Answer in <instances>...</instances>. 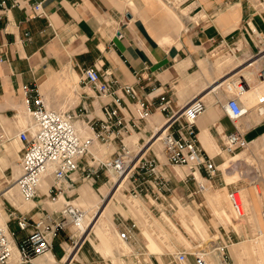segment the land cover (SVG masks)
Listing matches in <instances>:
<instances>
[{"label":"crops","instance_id":"obj_1","mask_svg":"<svg viewBox=\"0 0 264 264\" xmlns=\"http://www.w3.org/2000/svg\"><path fill=\"white\" fill-rule=\"evenodd\" d=\"M166 2L169 6L178 5L184 9L179 13L167 7L163 0H0V5L3 4L0 6V133L7 134L12 140L11 144L2 142L3 147L8 150L17 149L9 152L4 149L5 154L0 162L8 161L9 165L13 164L11 169L14 177L12 185L1 195L18 208L17 212L13 213L15 221L9 222L10 229L18 235L17 243L24 239L27 233L19 231L16 218L27 216L37 221L47 212L60 209V203H51L43 197L35 202L20 205L18 192L13 185L21 174L20 161L19 164L16 162L21 159L23 153L19 133L30 124V119L27 121V113L24 114L26 108L22 88L25 84L39 86L48 108L74 114L76 126L87 135L90 134L87 126L104 120V108L108 104L111 105L116 96L122 98L125 104L121 115L128 121L136 118L134 101L122 90L125 85L134 86L141 99L154 103L152 117L146 122H138V128L130 138H126L128 142L125 143L130 150L145 149L142 153L146 157L157 158L161 163V173L172 188L170 194L158 196L155 188L127 181L129 188H144L147 193L141 198L159 212L162 209L166 212L175 209V194L179 196L180 184L186 185L182 189L183 192L189 191V178L196 185L211 183L204 177L205 172L190 167L189 170L176 168V174L172 175L167 168L170 166L167 157L160 152L162 146L154 143L151 148L147 147L148 141L156 134V127L164 122L166 124L171 115L192 101L202 99L206 104V111L196 122L198 142L206 155L213 159L218 171L219 167L224 169L228 161H239L243 157V153L238 154L241 151L235 154L236 158L226 152L227 135L239 131L250 142V146H264V118L258 114L254 105L264 100V81L256 78L257 72L264 67V53H259L258 50L260 42L264 43V13L255 8L253 0ZM39 3L46 13L45 18L34 17L33 8ZM238 59L246 60L247 65L229 78L233 81L240 72L252 66L251 76L247 74L251 79L252 91L241 99L249 113L233 122L224 108L232 97L225 93L219 96L217 92L225 86L230 91L235 90L232 81L225 84V79L222 81V78L223 73ZM85 68H96L103 80H117L119 85L114 88L116 94L100 97L82 81ZM207 89L208 91H205ZM164 93L172 102L169 113H162L156 107L159 103L158 96ZM24 123L27 126H24ZM101 146L96 145L91 155L83 159V167L93 163L94 158H108V152L102 150ZM106 146L114 150L110 158L121 150L119 141H113ZM152 147H155L153 151ZM224 161L225 164L222 165ZM246 161H249V158ZM97 182L102 183V180ZM51 184V178L42 182L43 194L47 193ZM82 184L78 188L80 197L74 202L89 210L92 217L94 209L90 207L104 200L103 197L105 198L110 190L109 182L103 185L99 192L95 191L91 184ZM123 190L115 196V205L112 206V202L106 209L103 219L108 233L106 239L101 235L102 238H99V234L94 232L101 231L103 224L96 226L90 235H95L101 244L96 243L90 236L91 239L84 242L75 257L70 254L73 259H69L70 264H122L123 257L117 255L114 250L116 246L130 250V239L127 240L114 226L112 218L114 212H123L119 201L125 196ZM243 192L248 213L241 220L255 222L262 234L264 221L259 217V206L264 199L258 193V196H254L251 192ZM205 194L209 200V192ZM183 197L184 200L185 195ZM190 197L191 195L187 196ZM126 202L133 215H140L145 219L147 225L142 231L150 254L156 255L162 264H165L162 261L164 247L150 232L155 228L162 231L164 227L153 219L151 211L144 205L131 199ZM179 213L183 225L188 230L202 234L199 228H195L190 217L192 213H197L184 208H181ZM197 217L204 227L202 235L208 237L205 224L199 215ZM3 219L0 226L7 225V220ZM163 220L175 235H180L179 239L182 241L181 231L172 219L164 214ZM133 224H136L137 228L132 236L136 231H140L138 224L134 220L130 223L122 221L126 230ZM162 233L168 237L165 230ZM118 235L122 240L117 238ZM88 237L89 234L83 240ZM58 241L59 239L55 243L54 251ZM209 241L211 246L215 242L212 237ZM59 245L61 249L64 246L62 242ZM222 245H225L223 240H219L214 247ZM167 246L169 251H174V247L169 244ZM65 247L67 249L66 245ZM54 251L52 255L56 259L55 264H63L62 255L59 256ZM137 256H141L139 252ZM44 259L39 258L29 264H45ZM18 262L16 253L10 264ZM190 264H195V260H190Z\"/></svg>","mask_w":264,"mask_h":264},{"label":"built area","instance_id":"obj_2","mask_svg":"<svg viewBox=\"0 0 264 264\" xmlns=\"http://www.w3.org/2000/svg\"><path fill=\"white\" fill-rule=\"evenodd\" d=\"M33 9L35 18L46 17L41 3L36 4ZM258 50L259 53H264V43L260 42ZM258 77L264 80V67L258 73ZM82 81L94 89L100 97L116 94L114 88L119 85L117 80L114 82L103 80L96 68H85ZM122 90L134 101L136 118L128 121L121 115L125 104L122 98L116 96L111 105L105 106L104 120L87 126L90 133L87 135L76 126L74 114L48 108L37 84L23 86L24 105L30 124L19 133L23 153L20 159L21 175L15 184L25 202H35L42 197L51 203H56L62 198L65 201L60 210L47 212L37 221L27 216L16 218L19 231L27 233L18 243V235L10 229L8 223L5 227L0 226V264H10L15 250L18 253V264H29L49 254L52 255L56 241L62 236H65L71 242L73 249L78 251L85 242L82 238L88 214L71 199L75 194L80 195L78 188L82 183H96L101 179L103 172H113L119 178L128 174L129 182L155 188L158 196L172 192L169 181L161 173L159 160L146 157L141 153L142 150L135 153L125 143L126 138L138 128V122H146L152 117L155 104L141 99L134 86L125 85ZM158 99L157 109L162 113L171 112L172 102L168 95L161 94ZM258 107V114L264 117V100ZM224 108L233 122H237L249 113L239 98L232 97ZM205 111L206 104L202 99L192 101L167 119L165 124L167 128L161 137L164 153L170 165L190 167L205 172L207 179L211 181L216 176L218 168L213 159L209 158L200 147L196 127L198 118ZM113 141H119L121 144V150L117 155L112 158H94L93 163L86 167L82 166L83 159L91 155L96 145L106 146ZM249 146L250 142L239 131L226 136L225 150L229 155H235ZM133 160L136 162L133 169H130ZM47 175H50L52 184L47 193L43 194L40 187ZM260 181L263 180L258 175L254 185L257 187ZM198 187L199 192L205 189L200 183ZM131 190L135 197L147 193L144 188L137 186H132ZM237 195L238 192L232 191L229 193V198L239 216L243 217L244 209L238 203ZM136 228V224H133L125 233L122 232L127 240ZM226 248V245L218 246L215 252L222 255L223 262L227 264ZM62 249L67 254L65 246ZM190 256H193L195 264H210L208 254L204 251L192 255L179 251L174 259L177 264H190Z\"/></svg>","mask_w":264,"mask_h":264},{"label":"rangeland","instance_id":"obj_3","mask_svg":"<svg viewBox=\"0 0 264 264\" xmlns=\"http://www.w3.org/2000/svg\"><path fill=\"white\" fill-rule=\"evenodd\" d=\"M165 5L167 7H170L172 9H175L177 12L180 13V11L183 8L176 6H169L166 2V0H163ZM255 8L262 13H264V0H253ZM165 7V6H164ZM233 65L230 67V69H227L225 73H223V78L222 81L225 79L224 83L227 84L229 81H232L231 76L235 75L239 70H242L246 65L247 61L243 59H238L232 63ZM253 65V64H252ZM252 67V66H251ZM251 67H248L246 70H243L240 72L241 74L247 75L248 73L251 76ZM238 76L234 77L233 79H236ZM258 77V72L256 74V78ZM259 78V77H258ZM205 91H208L205 90ZM204 91V92H205ZM203 92V93H204ZM206 93V92H205ZM227 94L228 96L234 97V98H240V93L238 90L230 91L226 86L222 87L217 94L221 96L222 94ZM263 100L256 102L254 105L256 106V111L259 108L258 104H260ZM264 118V117H263ZM29 121V118L28 120ZM26 121V122H27ZM24 126H27L26 123H24ZM2 136H4V139H1ZM2 142H6V144H11L12 140L10 139V136L8 138L7 134L0 133V161L2 157L4 156V149L9 152L6 147L2 146ZM128 140L126 141V143ZM150 144V148H151ZM141 147V146H139ZM148 147V146H147ZM102 150H106L108 152L107 156L110 158L111 154L113 153V149H108L107 146L103 147L101 146ZM155 149V147H152V151ZM132 151H134L133 148H131ZM137 152V151H134ZM160 152L163 154V147L160 149ZM243 153V157L241 160L236 161H228L227 166L224 169H221L219 167V171L217 172L216 176L214 177L213 180H211V183H206L207 187V192L210 194V198L208 200L207 194L205 192H199V187L198 185L195 184V182L189 178L188 182V187L189 191L183 192L182 189L186 187L185 184H180V189L179 193L175 194L174 202L176 204L174 210H170V212H166L162 209L161 212L157 211L152 207V204H150L148 201L143 200L141 197H136L134 198V193L131 190V187H128V182L126 184V187L123 190V198H120L119 201H121V206L123 207V212L117 211L114 212L112 222L114 226L118 228V230L122 233L126 232V228L124 225H122V221H125L126 223H130L131 220H134L139 228L140 231H136L134 236L130 235V250H124L121 246H116L114 252L117 253V255H120L122 260V264H162V262L157 258L156 255H151L150 250L148 247V242L146 238L143 235V229L146 228V223L145 219L141 217L140 215H133L128 206H127V200H133L137 199L143 203V205L150 210V215L153 217V219L157 220L160 222V224L164 227L162 230H164L168 233V237L166 238L162 231L155 228V229H150L152 235L156 238L157 242L164 247V255L162 257V261L165 264H177L175 262L174 256L177 254L179 251H185L188 254L192 255L196 251L202 250V247L206 245L205 247H209L207 250H202L206 252L209 256V261L210 264H226L224 261V258L222 255L219 253L215 252L214 244L219 242V240H223V243L227 246L225 250V257H227V264H264V223H263V231L261 234V231L258 229V226L256 225L255 222H247V221H236L232 217V212L234 210L233 207H231L230 204V198H229V193L232 191L238 192V195L242 196L244 194L243 191L246 192H251L254 196L257 195V192L260 194L261 197L264 199V146H261L259 148L253 146H249L247 149L238 152V154ZM237 157V156H233ZM249 158V161H246ZM11 160V159H9ZM229 160V159H228ZM20 158L16 161L17 164H19ZM162 162V161H161ZM163 163V162H162ZM167 163V162H166ZM164 164V163H163ZM225 164V161L222 163V165ZM170 165V164H169ZM221 166V165H219ZM13 164L9 165L8 161L5 162H0V221L7 220V223L10 226V223H13L15 221L14 218V212H17L16 208L6 197L2 196L1 194L3 193L4 190H6L8 187L12 185L13 182V173L12 169ZM177 166H168L167 168L169 171H171L172 175H175V169ZM182 169H188L189 167H180ZM15 170V169H14ZM228 172V173H227ZM259 173L262 175V180L260 181L258 186L256 187L254 185V181L257 179ZM204 177L207 178V174L203 173ZM230 175V176H229ZM102 183L96 182V183H87L85 182L84 185H90L94 188L95 191L99 192L100 188L103 185H106V183L109 182V189H113L114 185L111 183L112 181V176L109 172L102 173ZM10 181V182H9ZM83 184H81L82 186ZM184 186V187H183ZM9 189V188H8ZM7 189V190H8ZM117 190V186L115 189L110 193L108 191L107 195L110 193L108 200L106 201L105 198L103 199L105 201H101V203H97L95 205H91V209L93 207L94 213L92 214V220L94 221L96 216L99 214L102 218L100 224H103V219L105 217V212L109 204L112 202V206L115 205L117 198H113V193ZM121 191V190H120ZM18 199H19V204L23 205L25 202L19 191H18ZM183 195H185V199L183 200L182 198ZM188 195H191L190 198H187ZM112 196V197H111ZM258 196V195H257ZM80 197V195L75 194L72 197V201L77 200ZM116 198V199H115ZM219 198V199H218ZM134 201V200H133ZM136 202V201H135ZM210 203V205H209ZM261 203V202H260ZM18 206V205H17ZM244 206V203L242 204ZM247 207V206H246ZM181 208L187 209L191 212H195L199 215L201 220L206 226L208 237L203 234V225L198 222V215H193L191 214L190 217H192V222L195 226L196 229H200L202 234L195 232V231H190L188 230L182 223L181 216H180V210ZM214 208V210H213ZM18 209V208H17ZM247 208H244V214L245 216L242 218L246 217V214L248 213ZM23 212V211H22ZM26 212V211H24ZM215 212V213H214ZM97 213V214H96ZM263 213H264V202L260 204L259 206V217L264 221L263 219ZM169 216L172 221L177 225V227L181 231V236H182V241L179 239L180 235L178 236L177 234L172 232V230L165 225L164 220H163V215ZM216 214V215H215ZM2 218V219H1ZM241 218V219H242ZM93 221L89 223L91 226ZM87 229L84 237L89 233V230ZM97 226V227H98ZM96 227V228H97ZM148 228V227H147ZM198 229V230H199ZM101 231H94L97 232L99 235V238L103 236L105 239L108 235L106 233V225H101L100 227ZM205 231V229H204ZM91 234V233H90ZM89 235L86 240H89L93 238L96 243L101 244V242L95 237V235ZM215 240V242L210 243L211 237ZM83 237V238H84ZM82 238V240H83ZM119 239V238H118ZM85 241V240H84ZM60 242L65 243L64 246H67L66 252L67 254L63 251V249L60 248ZM117 244L119 245V242L117 241ZM167 244L171 245L174 247V251H169ZM201 247V248H200ZM251 248L254 249L255 254L251 251ZM68 249H72V253L76 255L77 249L74 250L71 242L67 240L65 236H62L61 239L56 244V249L54 251L55 254L61 256L63 258V264H70L71 260V255H68ZM140 253L141 256H137V253ZM74 256V255H73ZM54 257V256H53ZM68 258L67 262L64 261L65 258ZM75 257V256H74ZM113 257V256H111ZM193 256H190V260H193ZM56 263V259L54 257V262L53 264ZM117 264V263H116Z\"/></svg>","mask_w":264,"mask_h":264},{"label":"bare ground","instance_id":"obj_4","mask_svg":"<svg viewBox=\"0 0 264 264\" xmlns=\"http://www.w3.org/2000/svg\"><path fill=\"white\" fill-rule=\"evenodd\" d=\"M238 77L236 78V79H234L233 81H232V85H233V87H234V89L235 90H238L239 91V93H240V101H241V99L243 98V97H245V96H247L251 91H252V85H251V82H250V76L249 75H245V74H239V75H237ZM261 81H264V80H261ZM241 84H244L243 86H240ZM242 103V102H241ZM243 105V104H242ZM243 107L244 108H246L244 105H243ZM247 109V108H246ZM248 110V109H247ZM24 114H26V112H24ZM26 116L28 117V114H26ZM166 126H165V122L161 125V126H157L156 127V135L152 138V139H150L149 141H148V143H147V146L149 147L150 146V144H154V143H159L162 147H163V152H164V144H163V141H162V134L164 133V131L166 130ZM135 134V133H134ZM134 134L131 136V137H133L134 136ZM3 139H4V136L2 137ZM130 138V137H129ZM13 146V145H12ZM11 146V147H12ZM152 146V145H151ZM147 148V147H146ZM13 149H15V148H13ZM12 148H10V151H12L13 150ZM145 150V149H144ZM144 150L142 149V151H141V153L142 152H144ZM15 151H17V149H15ZM139 151V150H138ZM137 151V152H138ZM140 153V154H141ZM165 154V153H164ZM165 156H166V154H165ZM167 157V156H166ZM135 160H133L132 161V163H131V165H130V169H133V167H134V164H135ZM233 162V161H232ZM176 168H180V167H176ZM228 173V172H227ZM111 174V176H112V181H111V183H113V185H114V187H113V189H111V190H109V192L111 193L114 189H115V187L117 186V190H115V192L113 193V198L120 192V190H122V189H124L125 188V184H126V182L128 181V174H126V175H124V176H122L121 178H119V176H117L116 174H114L113 172H111L110 173ZM21 175V174H20ZM19 175V176H20ZM230 176V175H229ZM19 178V177H18ZM17 178V179H18ZM47 178H51L50 177V175H47L45 178H44V180L45 179H47ZM16 179V180H17ZM43 180V181H44ZM201 185H203L204 187H205V189H204V192L206 193L207 192V187H206V185H205V183H200ZM14 185V187L16 188V190H17V192H18V188H17V186H16V184L14 183L13 184ZM41 188V187H40ZM110 193L108 194V196H106V198H105V200L107 201L108 200V197H109V195H110ZM258 193V192H257ZM259 194V193H258ZM111 196V197H112ZM134 198H136V197H134ZM105 200H103V201H105ZM134 201H136V202H138L139 204H141V205H143V203L141 202V201H139V200H137V199H133ZM237 200H238V203L240 204V205H242L243 203H244V206L242 207L243 209L244 208H246V206H245V202H244V199H243V196H240V195H237ZM65 201V199L64 198H62L60 201H58V202H56V203H60V209L62 208V205H63V202ZM28 203H30V202H27L26 204H28ZM75 203V202H74ZM76 204V203H75ZM102 204V203H101ZM230 204H231V207H233L234 208V206H233V203L231 202V200H230ZM76 205H78V204H76ZM110 205V204H109ZM108 205V206H109ZM79 206V205H78ZM108 206H106V207H108ZM80 208H82V209H84L83 207H81V206H79ZM59 209V210H60ZM86 212H87V214H88V218H87V221H86V224H85V228H84V235H85V233H86V231H87V229L89 228V223H91L93 220H92V217H91V212L89 211V210H86V209H84ZM97 214V213H96ZM232 214V217H233V219H235L236 221H240L241 220V216H239V214L237 213V211L234 209L233 210V212L231 213ZM244 216H245V214H244ZM243 216V217H244ZM102 218L103 217H101L99 214L96 216V218H95V220L93 221V223H92V225L90 226V230H89V235H90V233L94 230V228H96V226H98L99 224H100V222H101V220H102ZM91 221V222H90ZM6 225H4V227H5ZM84 237V236H83ZM117 238H119L120 240H122V238H121V236L120 235H118L117 236ZM85 241H86V239H84ZM83 240V241H84ZM206 245H204L203 247H202V250H207L208 248H210V246L209 247H205ZM201 248V247H200ZM251 251L253 252V254H255V251H254V249H252L251 248ZM68 252H69V254H72V257H73V255H75L74 253H72V249H68ZM200 251H196V252H194V254H196V253H199ZM17 253V250H15L14 251V256H13V258L15 257V254ZM18 254V253H17ZM209 256H210V254L208 255V262H210L209 261ZM45 259L44 260H46V262H45V264H53V262H54V257H53V255H51V254H49V255H47L46 257H44ZM66 262H67V260H65ZM258 264V263H257Z\"/></svg>","mask_w":264,"mask_h":264}]
</instances>
